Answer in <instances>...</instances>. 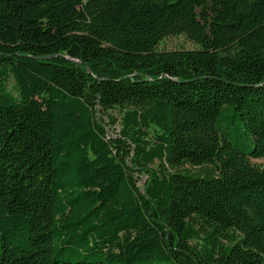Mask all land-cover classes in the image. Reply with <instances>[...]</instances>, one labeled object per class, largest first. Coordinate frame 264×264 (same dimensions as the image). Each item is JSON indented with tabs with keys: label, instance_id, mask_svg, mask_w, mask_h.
<instances>
[{
	"label": "trees",
	"instance_id": "obj_1",
	"mask_svg": "<svg viewBox=\"0 0 264 264\" xmlns=\"http://www.w3.org/2000/svg\"><path fill=\"white\" fill-rule=\"evenodd\" d=\"M252 159L264 0H0V264H264Z\"/></svg>",
	"mask_w": 264,
	"mask_h": 264
},
{
	"label": "rangeland",
	"instance_id": "obj_2",
	"mask_svg": "<svg viewBox=\"0 0 264 264\" xmlns=\"http://www.w3.org/2000/svg\"><path fill=\"white\" fill-rule=\"evenodd\" d=\"M197 47L198 46L194 42L189 40L186 37V35L180 34V35L170 36V37L163 39L160 42L158 49L159 50L194 49ZM13 84L14 82L11 81L9 84V87L12 88ZM251 162L254 164L262 165L264 164V159H252Z\"/></svg>",
	"mask_w": 264,
	"mask_h": 264
}]
</instances>
